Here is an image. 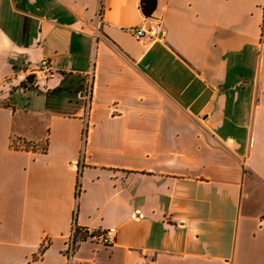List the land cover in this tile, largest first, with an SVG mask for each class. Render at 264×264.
Segmentation results:
<instances>
[{
  "label": "crops",
  "instance_id": "0c3cea01",
  "mask_svg": "<svg viewBox=\"0 0 264 264\" xmlns=\"http://www.w3.org/2000/svg\"><path fill=\"white\" fill-rule=\"evenodd\" d=\"M155 1L0 0V264H264V0Z\"/></svg>",
  "mask_w": 264,
  "mask_h": 264
},
{
  "label": "built area",
  "instance_id": "2783aa9c",
  "mask_svg": "<svg viewBox=\"0 0 264 264\" xmlns=\"http://www.w3.org/2000/svg\"><path fill=\"white\" fill-rule=\"evenodd\" d=\"M131 29L135 32L136 36L140 38H142L147 34L151 36H157L158 31L160 30V23L156 22V23L147 24L146 22H142ZM52 71H53V66L50 58L44 57L40 60L39 65L32 69L31 74L36 78H45V77H49ZM92 80H93V70L88 74V79L84 91L86 110H89L93 99ZM116 235H117V230L115 227H110L105 230H94L90 227L79 226L76 222H74L72 224V228L68 236L64 253L67 257V260L71 261L75 254L78 244L81 243L82 241L91 239L104 245H110L115 242ZM49 243H50L49 237L48 236L44 237L42 246L40 248V252L41 250L44 251L47 245H49Z\"/></svg>",
  "mask_w": 264,
  "mask_h": 264
},
{
  "label": "water",
  "instance_id": "95a60500",
  "mask_svg": "<svg viewBox=\"0 0 264 264\" xmlns=\"http://www.w3.org/2000/svg\"><path fill=\"white\" fill-rule=\"evenodd\" d=\"M142 7L147 15L152 16L157 8L156 1L142 0Z\"/></svg>",
  "mask_w": 264,
  "mask_h": 264
},
{
  "label": "trees",
  "instance_id": "16d2710c",
  "mask_svg": "<svg viewBox=\"0 0 264 264\" xmlns=\"http://www.w3.org/2000/svg\"><path fill=\"white\" fill-rule=\"evenodd\" d=\"M41 253H43V250H41Z\"/></svg>",
  "mask_w": 264,
  "mask_h": 264
}]
</instances>
